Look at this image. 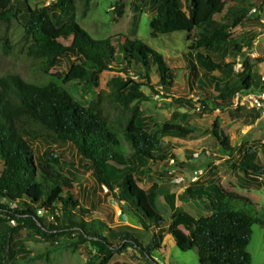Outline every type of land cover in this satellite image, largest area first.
Wrapping results in <instances>:
<instances>
[{
  "label": "trees",
  "instance_id": "1",
  "mask_svg": "<svg viewBox=\"0 0 264 264\" xmlns=\"http://www.w3.org/2000/svg\"><path fill=\"white\" fill-rule=\"evenodd\" d=\"M142 1L155 10L151 22L153 38L177 31H196L191 46L194 54L190 53L195 57L191 62L193 70L202 67L212 75L233 71L236 63L226 62L222 51L233 41L235 50L242 52L243 36L233 39L232 31L251 21V11L239 7L231 12L232 16L225 14L226 21L219 25L216 17L225 13V1ZM76 9V0H57L40 8L32 7L27 0H0V46L3 42L7 47L5 53H11V43L3 38L2 25L7 26L14 20L21 23L26 42L24 57L34 66L33 78L17 72L0 74V264H20L16 262L11 242L22 229L35 232L54 250L59 249L57 243L65 235L72 238L65 245L72 253L82 245H90L95 252L87 264H111L117 254L130 247L139 249L145 258L153 259L152 252L162 248L166 231L182 251L196 248L201 264H253L248 246L253 225L264 226V209L260 210L249 198L226 190L218 183L196 189L188 187L183 194V197L202 201L212 212L195 221L192 236L173 224L166 227L167 220L157 204L160 185L154 183L145 189L139 184L137 173L148 161H164L169 157L151 135L144 119L134 116L123 126L112 117L107 105L128 107L145 86L156 92L151 81L153 69L163 89L173 87L176 75L165 56L141 39L123 35L95 39L74 20L59 28L55 26L53 10L69 16ZM119 12L122 14L121 10ZM59 38H71V43L65 44ZM114 40L120 41L119 46ZM118 51L122 52L119 62ZM62 62H66L67 70L51 73ZM113 64L119 67V72L126 71V76L110 79L109 90L96 93L87 107L68 91L71 82L99 87L102 73L112 70ZM251 65L244 54L239 72L242 93L253 91ZM131 68L145 81L131 77ZM212 79L220 87L224 78L214 75ZM221 102L226 105V101ZM201 103L203 114H212L224 107L222 103L215 106L207 101ZM160 128L164 135L174 133L181 138L194 133L192 128L176 120ZM211 134L221 152L230 159L239 151L222 130L219 119L214 121ZM39 141L71 144L82 166L99 185L108 188L122 213L136 216L143 229L153 230L151 243L144 246L133 231L112 227L104 220H87L88 210L78 198L75 180L60 170L61 162L55 153H44L45 157L36 155L35 144ZM173 159L179 163L176 156ZM232 170L244 174L246 188L260 187L259 183L264 180V167L258 163V151L253 147L244 151L242 160L233 164ZM165 199L174 220L179 212L177 196L170 194ZM230 200L243 204L239 208L232 207ZM14 203L16 206L12 207ZM7 218L19 222L10 232L3 229ZM117 240L119 244H115ZM50 251L48 249L47 253Z\"/></svg>",
  "mask_w": 264,
  "mask_h": 264
},
{
  "label": "rangeland",
  "instance_id": "2",
  "mask_svg": "<svg viewBox=\"0 0 264 264\" xmlns=\"http://www.w3.org/2000/svg\"><path fill=\"white\" fill-rule=\"evenodd\" d=\"M27 1L34 8L57 2V0ZM185 1L183 0V2ZM221 1H225L227 7L222 16L216 17V23L219 25H223L226 21L225 14L232 16L231 12H235L239 7L247 8L248 12L255 7L260 8L257 13H253L251 21H246L232 31L233 39L243 36L241 37L242 45L246 47L244 52L247 54L250 64H252L253 77L260 81L261 77L258 72L264 71V0ZM76 4V11L69 16L60 13L58 10L52 11L54 24L57 28L68 21L74 20L95 39H105L116 35L141 39L165 56L168 66L176 75L173 87L163 89L159 85L158 74L153 69L151 81L156 92L152 91L149 86H145L140 89L139 97L135 98L130 106L108 103L107 108L112 117L123 126H126L134 116L144 119L150 126L151 135L158 141L169 157L164 161H148L137 173L139 184L144 188L151 187L154 183L160 184L161 190L157 204L167 220L166 227H169L170 223L174 224L173 222L180 225L183 216L181 210L178 213V218L171 221V208L165 199L168 194L177 195V202L183 207L184 211H188L196 217L210 215L212 212L206 208L202 201L196 199L193 205H190L187 203L188 199L183 197L184 186L193 180L196 175L194 172L203 169V173L200 174L203 182L229 180V178L236 180L237 177L243 175L240 171H233L232 165L238 164L242 160L244 149L235 152L232 159L224 157L219 143L211 134L213 123L219 118L217 114L221 113L223 115V113H228L229 110H236L238 112V119L236 120L241 123L244 132L248 128L247 138H257L250 142L251 147L258 149L264 146V142H262L264 139V120L253 111L233 105L237 101L238 93L241 91L242 76L239 75V72L242 70L243 62V56L241 59V54L235 50V42H230L226 50L222 51L226 62L236 63L233 71L231 70L224 75H221L220 72H214L213 75L209 74L202 67H198L195 71L191 68V62H194L195 59L193 56L194 51L191 50L196 35L194 29L189 32L177 31L153 38L151 36V22L155 16V10L153 6L145 4L142 0H76ZM119 10L122 11V14ZM2 33L4 39L10 40L12 48L11 53H5L7 47L4 46L3 42L1 43L0 74L17 72L28 78H33L34 72L31 69H34V66L24 57L26 42L21 23L14 20L7 26L3 24ZM59 40L65 44L71 43V38H59ZM119 42L114 40V43L118 46ZM255 53L257 55L252 57L251 54ZM121 58L122 52L118 51V62L121 61ZM88 66L90 67V65ZM66 70V62H62L59 67L53 68L51 73L57 74ZM119 70V67L115 64L112 70L103 72L99 87L71 82L67 89L76 101L87 107L96 93L109 90L110 79L117 76H126V71L119 72ZM214 75L224 78L220 87L216 86V81L212 79ZM130 76L138 81H145L138 77L135 68L130 69ZM201 101H207L211 106L226 101V105L222 103L224 107L216 109L215 114H203ZM257 118L260 121L253 129L249 128L247 125L253 124ZM174 120L194 130V133L187 138L188 144L191 145L188 148L183 145L177 147L180 144L179 138H169V135L161 133L160 126L172 123ZM220 123L225 124L221 119ZM244 132L240 131V133L234 135V140H236V137L239 140ZM174 137L178 136L175 135ZM247 144L249 145V142ZM127 146L131 153L132 150L129 144ZM35 150L37 156L45 157L44 153L58 155L61 162L60 170L75 180L78 198L88 210L86 213L87 220H104L112 227L133 231L136 238L144 246L151 243L153 230H145L140 224L137 228L133 227L128 219L126 221L120 220L122 210L119 202L116 201L109 190L106 191L103 186L96 182L91 172L82 166L80 156L71 144L54 145L39 141L35 144ZM207 152H210V154ZM194 153H200L199 157H195ZM173 156L178 158V164L174 162ZM218 160L221 161L217 163ZM258 162L264 164V155L260 154ZM214 163L217 165L211 168L210 165ZM185 175L188 177L187 179L184 177ZM238 189L244 193L248 192L247 189ZM251 192L264 195V189H255ZM229 204L232 207L239 208L243 203L230 200ZM15 205L16 203L12 207ZM262 205L263 207L259 206L260 210L264 209V198H262ZM39 214L42 215L41 212ZM48 220L50 219L48 218ZM18 224L17 220L7 218L3 224V229L10 232L18 227ZM181 225L184 226V223H181ZM168 232L165 233L166 238L162 250L152 252L153 259L145 258L139 249L136 250L130 247L117 254L111 264H201L196 248L182 251ZM70 241H72L70 236H63L57 243L59 249L54 250L48 242L41 239L35 232L22 229L13 236L11 247L16 252V262L20 264H87L95 251L90 245H82L76 253H72L65 249L66 243ZM119 243V240L115 241V244ZM48 245L49 248H47ZM48 249L51 250L49 253H47ZM248 251L252 256L253 264H264L263 225L258 223L253 225V235ZM26 252H29V255L26 256ZM38 254H42V257H37Z\"/></svg>",
  "mask_w": 264,
  "mask_h": 264
},
{
  "label": "crops",
  "instance_id": "3",
  "mask_svg": "<svg viewBox=\"0 0 264 264\" xmlns=\"http://www.w3.org/2000/svg\"><path fill=\"white\" fill-rule=\"evenodd\" d=\"M245 50H246V47L244 46L242 48V52L239 53V54H241V59H242V56L244 54H246L244 52ZM253 55L256 56L257 53L251 54L252 57H253ZM258 73H259L260 77H262V75H264V71H259ZM252 74H254L253 69H252ZM240 76H242V75H240ZM253 78H254V83H253L252 90L253 91H256L261 86V80L259 81L258 79H255V77H253ZM250 111H253V112H255L257 114V112L255 110H250ZM215 113H216V110L212 114H215ZM219 115H221V116H219ZM237 115H238V112L236 110L234 111L233 109L232 110H229L228 113H226V114L223 113V115L221 113H218L217 114V116L221 120H223V122L225 123V124L221 123V128L223 127L222 129L226 133V135L228 136L231 144L234 147H238L239 150H241L243 148L244 149L243 152H244L246 149L251 148L250 142H252V140H255L257 138L256 137H253L252 139L247 138L248 128H247V131L244 132V129H242L243 127H242L241 123L236 120V119H238L237 118ZM219 118H217V119H219ZM259 121H260V119L257 118L256 120H254V123L253 124H250V125H247V126L249 128H252L253 129V127ZM227 126H229L230 128H228ZM240 131H243L244 132L243 134H241L242 135L241 138L239 140H237V137H236V140H234V135H237V133H240ZM233 133H236V134H233ZM173 135L175 136L176 134L173 133ZM174 136H170L169 138H172L173 137V138H179L180 139L179 140V143L180 144L177 147H179L180 145L186 146L185 148H188L189 146H191V145L188 144L189 141L187 139L191 135L188 136L187 138H180V137H174ZM174 141H177V140H174ZM248 142H249V145L247 144ZM262 142H264V139L262 140ZM256 150L258 151V158H259L260 154L264 155V146H261L260 148H258ZM195 154L196 153H194V156H195ZM222 156H224V157L226 156L228 158L230 157L228 155H223V154H222ZM221 160H224V159H221ZM221 160H218L217 163L219 161H221ZM214 165L216 166L217 164L214 163V164L210 165V167L212 168ZM260 165L264 167V164H260ZM194 173L196 175L194 176L193 180H191V182L188 183V185H185L184 186V190H186L188 187H192V188L196 189V188H199V187H202V186H207V185L212 184V183H218V184L222 185L226 190L233 191V192H235L237 194H240V195H242L244 197H247L254 204L258 205V207L259 206L260 207H263V205H262V198H264V195L261 194V193L260 194L252 193L251 190H255V189L262 190V189H264V180L259 183L260 187H257V188L256 187L246 188L245 187L246 178H245V176H244L243 173H242L243 175L237 177L236 180H232L231 178H229V180H224L223 179L221 181H214V182H210V181L203 182L202 181V179L200 178V174L203 173V169H200L199 171L196 170ZM184 177L186 179L188 178L186 175ZM147 188H149V187H147ZM147 188H145V189H147ZM238 188L247 189L248 192L247 193H244L243 191L239 190ZM160 190H161V186H160ZM168 195H170V194H168ZM168 195H166V196H168ZM185 198L188 199L187 200V203H189L190 205H193L194 201L196 200V199H192V198H189V197H185ZM157 203H158V198H157ZM176 205L179 208V212L178 213H180L181 210L183 211V216L181 217L182 219L180 220V225L179 224H176L175 222H173L174 223L173 225L176 226V227H178V228H180V229H182L185 233H187V235L192 236V231L194 229V223L201 216L196 217V216L192 215L190 212L184 211L183 210V207H181V205L177 202V200H176ZM126 216H127V219H128V221H129V223H130L131 226H133V227L135 226L136 228L139 227L140 221H139V219L136 216H134L132 214H126ZM176 218H178V215H177ZM171 221H174V220H171ZM181 223H184V226H182ZM171 224L172 223H170L169 226ZM165 238H166V235H165ZM163 245H164V243H163ZM162 248H163V246H162ZM162 248L159 251H161Z\"/></svg>",
  "mask_w": 264,
  "mask_h": 264
},
{
  "label": "built area",
  "instance_id": "4",
  "mask_svg": "<svg viewBox=\"0 0 264 264\" xmlns=\"http://www.w3.org/2000/svg\"><path fill=\"white\" fill-rule=\"evenodd\" d=\"M257 11V8H253L251 13H256ZM233 105L236 107H244L248 110H255L259 113L260 118L264 120V75L261 77V86L258 90L249 93L239 92L237 101ZM198 110H200V108H198ZM207 153L210 154V152ZM199 155L200 153L195 154L196 157H199ZM104 188L108 191V188Z\"/></svg>",
  "mask_w": 264,
  "mask_h": 264
},
{
  "label": "water",
  "instance_id": "5",
  "mask_svg": "<svg viewBox=\"0 0 264 264\" xmlns=\"http://www.w3.org/2000/svg\"><path fill=\"white\" fill-rule=\"evenodd\" d=\"M119 218H120L121 221H126L127 220L126 214H123V213L120 214Z\"/></svg>",
  "mask_w": 264,
  "mask_h": 264
}]
</instances>
